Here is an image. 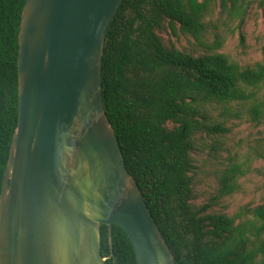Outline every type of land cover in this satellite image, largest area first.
Segmentation results:
<instances>
[{
    "label": "trees",
    "instance_id": "1",
    "mask_svg": "<svg viewBox=\"0 0 264 264\" xmlns=\"http://www.w3.org/2000/svg\"><path fill=\"white\" fill-rule=\"evenodd\" d=\"M26 0H0V189L18 121V31ZM264 0H123L106 32L101 96L129 173L168 244L175 264H264V204L250 220L207 212L194 203L197 134L208 127L207 106L225 110L250 101L264 116V63L242 66L218 52L222 33H238ZM233 25V28H232ZM192 37L202 53L178 48L168 37ZM212 34V42L208 36ZM239 165L226 171L224 193ZM237 219H239L237 221ZM136 264L132 244L118 225L111 237L100 226L106 264Z\"/></svg>",
    "mask_w": 264,
    "mask_h": 264
},
{
    "label": "water",
    "instance_id": "2",
    "mask_svg": "<svg viewBox=\"0 0 264 264\" xmlns=\"http://www.w3.org/2000/svg\"><path fill=\"white\" fill-rule=\"evenodd\" d=\"M123 0H26L18 121L0 189V264H106L100 226L136 264H175L126 168L101 96L106 32ZM110 250L114 252L110 240Z\"/></svg>",
    "mask_w": 264,
    "mask_h": 264
},
{
    "label": "rangeland",
    "instance_id": "3",
    "mask_svg": "<svg viewBox=\"0 0 264 264\" xmlns=\"http://www.w3.org/2000/svg\"><path fill=\"white\" fill-rule=\"evenodd\" d=\"M233 28V25H232ZM222 47L217 51L229 55L242 66L264 63V9L254 6L244 26V45L236 30L222 33ZM178 48L202 53L203 47L190 36H168ZM212 34L208 42H212ZM264 99V85L258 100ZM250 101L229 110L213 105L205 108L208 127L197 134L193 153L196 175L194 203L209 205L207 212L224 213L250 220L254 209L264 204V116L249 113ZM239 165L232 192L225 194L226 171ZM239 219H237L238 221Z\"/></svg>",
    "mask_w": 264,
    "mask_h": 264
}]
</instances>
